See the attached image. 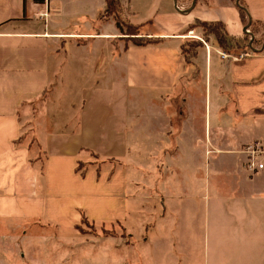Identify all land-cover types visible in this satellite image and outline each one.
I'll list each match as a JSON object with an SVG mask.
<instances>
[{"label":"crops","instance_id":"obj_1","mask_svg":"<svg viewBox=\"0 0 264 264\" xmlns=\"http://www.w3.org/2000/svg\"><path fill=\"white\" fill-rule=\"evenodd\" d=\"M120 1L140 35L157 42L128 43L115 53L113 16L100 17L105 0H0V216L25 217L6 209L5 190L41 202L33 219L60 234L75 232L82 213L92 222L144 228L150 202L130 196L126 170L90 166L81 175L76 167L88 158L85 152L121 161L133 153L151 159L166 148L172 179L170 190L162 182L164 210L144 234L132 233L138 252L129 264H264V166L250 171L242 152L253 142L264 145V0H240L247 32L239 0ZM199 20L216 24L223 36L210 31L200 37ZM250 21L257 24L250 28ZM185 39L192 43L188 56L202 66L197 75L194 68L187 72L180 98L185 118L174 125L166 97L180 84ZM233 45L251 52L223 57ZM197 93L204 111L195 126L187 102ZM129 96L139 101L135 109ZM27 131L38 151L33 158L21 142ZM194 147L198 155L237 164L235 195L216 203L218 225L207 231L208 217L203 221L194 210L206 205L202 186L194 191L180 180L186 169L179 163L190 162ZM38 183L46 196L70 200L37 198ZM100 258L95 264H105ZM107 262L123 264L115 257Z\"/></svg>","mask_w":264,"mask_h":264},{"label":"rangeland","instance_id":"obj_2","mask_svg":"<svg viewBox=\"0 0 264 264\" xmlns=\"http://www.w3.org/2000/svg\"><path fill=\"white\" fill-rule=\"evenodd\" d=\"M118 2V5L112 8L114 16L110 15L113 16L115 25L118 24L120 26V28L116 26L118 29L116 35L117 38L115 40V45L113 46L116 50L115 53H118L119 50L125 48L126 44L128 45V43H131H126L129 34L134 32L132 36L139 38L145 37L144 35H140L139 26L130 22L128 14L126 13L127 11H124L121 1L118 0ZM189 6L190 3H188V7ZM201 22L202 21L200 20L195 22V24L202 27L199 29L200 37H202L201 35L203 32H210L209 28H204ZM210 24L213 23L210 22ZM211 29L214 32H221L219 26L216 24L211 25ZM67 31H70V29ZM124 32H128V35ZM185 42L187 43L189 40L186 41L185 39ZM245 47L246 46L242 49H236L234 45L232 47L226 46L224 48V53L227 55V58H239L240 54L247 52L246 49L249 50L248 46L247 48ZM198 52L199 51H197L196 54H198ZM250 52H247V55ZM191 58V56H186V61H184V65L180 70L178 82L182 86H179L180 84L178 86L174 85V89L172 90H175L174 94L166 97V99L169 100L168 105L170 107L168 109L172 110L170 111V114L172 113L171 119L173 120L174 125H180L181 121L185 118V105L181 103L180 98L183 97L182 91L184 92V89L186 88L185 85L188 79L187 72L194 68V70H197V73L195 74L197 75L202 66V61H192ZM191 78L193 77H190L189 79ZM67 81L68 84H70L71 79L68 78ZM196 82H199V79H196ZM181 88H183V90H181ZM202 96L201 93H197L196 96L192 97L189 99V102H187L189 110L193 111L195 114V118L193 117L195 126L201 124L200 121L204 111L203 98H200ZM132 97L133 96H129L127 100L132 109H135L139 101L134 100V97ZM177 126H175L176 130L178 129ZM30 137L32 136H30V132L27 131L22 136L21 142L25 143L30 149H32L33 158L38 151L34 139L30 141ZM189 145L192 147V144ZM171 147L172 145L170 146L169 144V150H171ZM165 150L163 153L159 152L156 157L154 156L151 159H140V157H136L138 153H133L135 158L121 160L122 162L115 159L102 158L89 152L84 153L88 158H85V161H82V163H84L82 164V167H86L88 162H92L90 166L96 169L107 168L112 171L114 169L122 168L126 170V174L128 173L129 176L128 188L132 189V191L129 192L130 196L137 198V200H149L150 202L147 203V205H150L151 207L146 206L143 208V210H150V212L147 213V218H144V221L147 222V224H143L144 228H140L137 225L130 229L126 223L119 221L92 222L85 219L80 221L75 232L71 234H60L58 228L53 224L43 219H33L38 217L37 214L41 211V208L43 209L42 203L37 199L33 202L31 198H29L27 192H22V194L17 195L16 192L1 190L7 198V201L5 202L6 209L8 211L20 213L29 218L0 216V264H74V261L81 264H95L97 263L96 259L98 257H101L100 260L104 261L105 264H111L107 262V260H111L113 257L119 260V262H123V264H129L131 258L136 260V254L138 251L135 246H132L136 240L132 236H139L140 232L144 234V232L148 230V227L152 226L156 213L160 214L161 210H164L162 204L164 200V196L162 195L163 185L165 184L166 187H168V190H170L172 173L171 168L169 165H166L162 156L165 153L167 154ZM198 152L199 148L196 147L195 149L194 147V149L190 150V162L179 163L182 165H179L180 167L186 169L184 175L180 176V180L182 181V184H185V187L190 184V188L194 189V191H196L200 185L202 186L201 189H203L206 195V197L203 198V201L206 202V205H203V207L197 205L194 210L198 213V216L202 217L203 221L205 217H208V222H206L203 227V230L207 231L218 225L217 214L219 208L216 207V203L220 199H226L235 195L238 182L237 175H235L237 164L235 161L233 162L232 159H229V162H223L217 159L213 154L205 155L203 153L198 155ZM42 159L43 158L40 156L38 160L42 161ZM204 161H209L206 168H204ZM142 164L144 165L143 167L141 166ZM184 180L186 181L185 183H183ZM162 182H164V184H162ZM168 190H165L166 194L167 192L169 193ZM49 193L50 192H48L46 196L45 189H42L40 185L36 189V194H38L37 198H47L49 203H54L56 201L68 202L70 200V198L65 196L59 197L56 194ZM148 216H152V218L148 219ZM223 225H225V223H223ZM132 233H134V235ZM84 248L88 251L84 250V253H82L83 255H79V250ZM80 256L82 257L80 258ZM93 259L95 260L93 261ZM117 264L119 263L117 262Z\"/></svg>","mask_w":264,"mask_h":264},{"label":"trees","instance_id":"obj_3","mask_svg":"<svg viewBox=\"0 0 264 264\" xmlns=\"http://www.w3.org/2000/svg\"><path fill=\"white\" fill-rule=\"evenodd\" d=\"M106 1V4H105V9L103 10L102 14H100V17L101 16H110V15H113L114 16V11H113V7H115L116 5H118V0H105ZM238 12H239V15H240V18L241 20L244 22V24H247L249 22V16H248V13H247V10L245 8V5L242 1L239 0L238 2ZM201 24L204 26V28H209L210 31H213L211 29V25H214L213 24H210L208 22H201ZM257 24V22L255 21H250V28H253L255 25ZM116 26L118 28H120V26L118 24H116ZM132 26V25H131ZM214 32V31H213ZM126 35H128V32H124ZM216 34V36L220 37V36H223V34L220 32H214ZM133 33L129 34L128 38H127V42H131V43H134V44H137V45H146V44H150V43H155L159 40V38H155V37H148V36H145L144 38H139V37H136V36H132ZM192 43H184L182 44L181 46V51L182 53L185 55V56H188V53H193L192 52V46H191ZM125 47H127V44L125 45ZM90 153H93V152H90ZM94 154V153H93ZM92 154V155H93ZM82 161H80L78 163V166L76 167V170L81 174L83 175L85 173V171L89 168V166L92 164V162H88L87 166L86 167H82ZM83 168V169H82ZM85 216L84 214L82 213L81 214V221L85 220Z\"/></svg>","mask_w":264,"mask_h":264},{"label":"built area","instance_id":"obj_4","mask_svg":"<svg viewBox=\"0 0 264 264\" xmlns=\"http://www.w3.org/2000/svg\"><path fill=\"white\" fill-rule=\"evenodd\" d=\"M223 57L227 55L225 53L221 54ZM247 55V53L240 54V57ZM235 58V57H234ZM242 152L248 155L246 166L250 171H258L263 168L264 164L262 159L264 158V145L260 142H253L248 144Z\"/></svg>","mask_w":264,"mask_h":264},{"label":"water","instance_id":"obj_5","mask_svg":"<svg viewBox=\"0 0 264 264\" xmlns=\"http://www.w3.org/2000/svg\"><path fill=\"white\" fill-rule=\"evenodd\" d=\"M249 24H247L244 28V31L247 32V27H248Z\"/></svg>","mask_w":264,"mask_h":264}]
</instances>
